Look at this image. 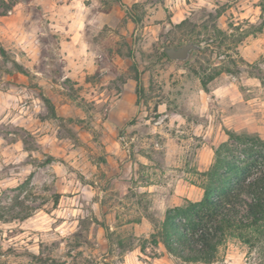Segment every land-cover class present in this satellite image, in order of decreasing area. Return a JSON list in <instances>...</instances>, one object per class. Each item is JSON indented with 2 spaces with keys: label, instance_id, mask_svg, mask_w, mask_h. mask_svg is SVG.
Returning <instances> with one entry per match:
<instances>
[{
  "label": "rangeland",
  "instance_id": "obj_1",
  "mask_svg": "<svg viewBox=\"0 0 264 264\" xmlns=\"http://www.w3.org/2000/svg\"><path fill=\"white\" fill-rule=\"evenodd\" d=\"M179 1L0 0V264H205L165 218L204 197L226 129L264 137V0ZM218 260L264 247L228 236Z\"/></svg>",
  "mask_w": 264,
  "mask_h": 264
},
{
  "label": "trees",
  "instance_id": "obj_2",
  "mask_svg": "<svg viewBox=\"0 0 264 264\" xmlns=\"http://www.w3.org/2000/svg\"><path fill=\"white\" fill-rule=\"evenodd\" d=\"M117 2L130 8L123 0ZM164 55L168 57L165 51ZM216 75L202 80L205 89ZM135 79L141 84L138 73ZM226 132L229 140L215 147L211 166L198 172L204 197L170 208L165 218L168 248L193 263H219V247L228 236L264 247V137Z\"/></svg>",
  "mask_w": 264,
  "mask_h": 264
},
{
  "label": "water",
  "instance_id": "obj_3",
  "mask_svg": "<svg viewBox=\"0 0 264 264\" xmlns=\"http://www.w3.org/2000/svg\"><path fill=\"white\" fill-rule=\"evenodd\" d=\"M203 48L202 44L188 42L181 46H165L164 51L168 57L177 61H186L191 57L192 52Z\"/></svg>",
  "mask_w": 264,
  "mask_h": 264
},
{
  "label": "crops",
  "instance_id": "obj_4",
  "mask_svg": "<svg viewBox=\"0 0 264 264\" xmlns=\"http://www.w3.org/2000/svg\"><path fill=\"white\" fill-rule=\"evenodd\" d=\"M124 1H125L127 4H130V3H136V2H139L140 0H124ZM191 1H193V0H191ZM174 3H175V6H176V7L179 5V7H178L177 9H174V10L177 12V13H176V16H177L178 14H180V13L182 12V10L186 11V6L183 5V3H182V4H178V3H181V1H179V0H174ZM193 3H195V2L189 3V2L186 0V4H187V6L193 5ZM159 12H161V10H160ZM252 47H253V45H248V46H246L245 50H250ZM136 89H137V83H134L133 81H130V83L126 84V86L124 87L122 93L124 94L126 91H130V93H131L132 96H133L134 94H136V93H135Z\"/></svg>",
  "mask_w": 264,
  "mask_h": 264
}]
</instances>
